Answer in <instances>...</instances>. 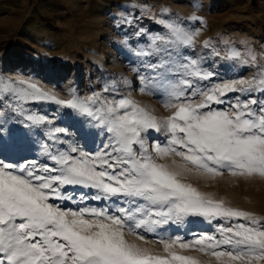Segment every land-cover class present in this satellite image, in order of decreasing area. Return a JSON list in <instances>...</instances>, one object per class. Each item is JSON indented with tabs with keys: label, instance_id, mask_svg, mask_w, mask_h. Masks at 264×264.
I'll list each match as a JSON object with an SVG mask.
<instances>
[{
	"label": "snow or ice",
	"instance_id": "obj_1",
	"mask_svg": "<svg viewBox=\"0 0 264 264\" xmlns=\"http://www.w3.org/2000/svg\"><path fill=\"white\" fill-rule=\"evenodd\" d=\"M157 23L135 30V81L62 98L0 77V264H264V217L192 182L264 181V63L224 41L251 75L221 76L199 17ZM45 103L79 126L55 124ZM193 218L211 230L183 231Z\"/></svg>",
	"mask_w": 264,
	"mask_h": 264
},
{
	"label": "rangeland",
	"instance_id": "obj_2",
	"mask_svg": "<svg viewBox=\"0 0 264 264\" xmlns=\"http://www.w3.org/2000/svg\"><path fill=\"white\" fill-rule=\"evenodd\" d=\"M161 14L181 21L193 15L200 18L199 41L215 43L221 54L209 51L206 59L210 70L221 76L251 75L238 61L224 59V41L242 52L251 49L264 63V0H0V77L32 78L62 98L73 90L87 96L105 81H135L131 68L137 62L135 30L142 26L155 32ZM132 17L130 27L124 21ZM132 95L157 115L167 114L155 98L138 91ZM38 108L57 125L78 127L77 120L82 119L55 104ZM192 182L233 207L264 217V181L224 176L210 187L196 178ZM205 229L211 226L193 218L182 230Z\"/></svg>",
	"mask_w": 264,
	"mask_h": 264
}]
</instances>
